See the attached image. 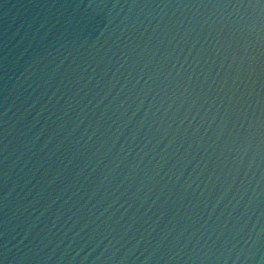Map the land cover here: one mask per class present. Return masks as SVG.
Returning a JSON list of instances; mask_svg holds the SVG:
<instances>
[{"label": "water", "instance_id": "95a60500", "mask_svg": "<svg viewBox=\"0 0 264 264\" xmlns=\"http://www.w3.org/2000/svg\"><path fill=\"white\" fill-rule=\"evenodd\" d=\"M0 264H264V0H0Z\"/></svg>", "mask_w": 264, "mask_h": 264}]
</instances>
